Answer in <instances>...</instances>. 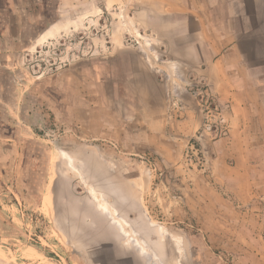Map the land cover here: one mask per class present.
Instances as JSON below:
<instances>
[{
  "label": "rangeland",
  "instance_id": "obj_1",
  "mask_svg": "<svg viewBox=\"0 0 264 264\" xmlns=\"http://www.w3.org/2000/svg\"><path fill=\"white\" fill-rule=\"evenodd\" d=\"M85 1L43 30L50 13L21 22L37 0H0V264H235L231 247L258 245L232 238L257 228L242 222L252 208L231 204L250 193L237 197L200 171L210 163L207 141L225 131L221 103L204 84L184 82V71L176 79L183 89L170 94L174 126L161 136L147 129L140 116L157 115L148 109L164 94L141 71L140 37L120 29L127 16L118 9ZM94 61L116 69L134 115L105 133L95 129L105 108L92 126L86 111H57L60 93L80 102L104 87L109 94Z\"/></svg>",
  "mask_w": 264,
  "mask_h": 264
},
{
  "label": "crops",
  "instance_id": "obj_2",
  "mask_svg": "<svg viewBox=\"0 0 264 264\" xmlns=\"http://www.w3.org/2000/svg\"><path fill=\"white\" fill-rule=\"evenodd\" d=\"M95 1L101 5L100 11L116 13L118 9V15L127 16L121 19L120 29L140 37L136 39V51L140 53L141 71L150 73L154 86L162 87V101L148 109L157 111V115L148 117V122L145 115L140 116L147 129L154 127L161 136L174 126L176 110L169 103L170 94L183 89L176 79L186 71L189 75L184 76V82L204 84L221 103L220 123L225 131L207 141L206 161L210 163L200 171L215 175L221 189L250 193L248 199L237 194L238 201L231 204L252 208L250 216L241 220L254 222L257 228L235 232L232 238L252 239L258 245L244 250L231 247V251L238 256L235 264H264V19L260 18L264 16V0H86V7L90 9ZM79 3L80 0H56L50 8V2L37 0L30 8H22L21 22H29V17L44 22L43 15L50 13L48 25L43 26L47 30L59 25L68 9L79 10L75 8ZM14 4L17 6L16 0ZM121 44L126 47L122 41ZM149 49L156 55L150 56ZM91 72L104 78V85L109 83V94L104 87L103 94L100 89L92 93L93 101L89 97L80 102L79 98L70 99L60 93L57 111L66 116L86 111V120L92 126L96 123L94 114L105 108V124H97L98 133H105V127L126 126L125 121L134 115L127 113L129 104L117 90L116 69L111 63L94 61ZM128 99L132 102L131 97ZM185 121L190 123L191 119ZM214 186L216 189L217 184ZM218 217L235 221L234 216Z\"/></svg>",
  "mask_w": 264,
  "mask_h": 264
},
{
  "label": "bare ground",
  "instance_id": "obj_3",
  "mask_svg": "<svg viewBox=\"0 0 264 264\" xmlns=\"http://www.w3.org/2000/svg\"><path fill=\"white\" fill-rule=\"evenodd\" d=\"M64 155H62L64 158L65 157H67L68 158V156H67V154L66 153H63ZM103 209V208H102ZM104 210V209H103ZM121 229V228H120ZM158 233V235H162V233H163V231H161L160 229H159V231L157 232ZM156 236V235H155ZM156 240H158L159 241V239H158V236H157V238H156ZM158 241H156V243L155 242H151L150 243V245H155L156 247L158 246ZM153 245H152V247H153Z\"/></svg>",
  "mask_w": 264,
  "mask_h": 264
},
{
  "label": "trees",
  "instance_id": "obj_4",
  "mask_svg": "<svg viewBox=\"0 0 264 264\" xmlns=\"http://www.w3.org/2000/svg\"><path fill=\"white\" fill-rule=\"evenodd\" d=\"M2 223H5L4 221H2Z\"/></svg>",
  "mask_w": 264,
  "mask_h": 264
},
{
  "label": "built area",
  "instance_id": "obj_5",
  "mask_svg": "<svg viewBox=\"0 0 264 264\" xmlns=\"http://www.w3.org/2000/svg\"><path fill=\"white\" fill-rule=\"evenodd\" d=\"M215 108H217V107H215Z\"/></svg>",
  "mask_w": 264,
  "mask_h": 264
}]
</instances>
